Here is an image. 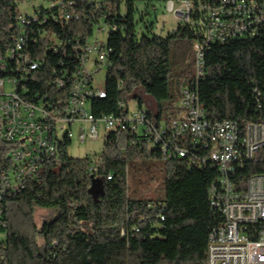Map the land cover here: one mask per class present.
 Masks as SVG:
<instances>
[{
  "label": "trees",
  "instance_id": "trees-1",
  "mask_svg": "<svg viewBox=\"0 0 264 264\" xmlns=\"http://www.w3.org/2000/svg\"><path fill=\"white\" fill-rule=\"evenodd\" d=\"M138 1L143 2L142 9ZM165 1L101 0L99 11L92 2L78 1L76 9L88 19L80 16L55 27L60 38L82 39L90 33L92 17L105 13L104 21L116 25L105 38L110 50L106 97L92 99L93 116L120 115L126 109L118 106L119 101L126 104L135 98L143 107L140 94L154 99L160 115L176 102L180 84L193 75L191 44L201 38L203 23L192 15L189 22H179L161 34L155 28L156 18L146 16L151 4ZM15 6V0H0V53L13 44L18 32ZM37 56L40 71L36 76L41 80L29 84L30 95L42 89L54 63L50 53ZM204 60L197 92L206 117L240 123L252 118L251 87L254 82H264V38L213 43ZM147 112L153 116L152 111ZM2 126L0 118V173L12 166V145L1 138ZM70 142L67 137L59 141L55 155L39 166L24 188L3 199L6 226H0L4 234L0 236V264H206L208 232L221 220L208 199L215 169L188 165L185 157L163 160L164 196L133 199L128 191V167L141 158L161 159L156 148L121 128L110 130L103 149L94 153L96 169L89 171L90 156H70ZM249 169L264 168L251 162L237 171V177ZM95 181L102 186L97 196L90 190ZM36 206L56 207L57 213L38 226L33 218Z\"/></svg>",
  "mask_w": 264,
  "mask_h": 264
},
{
  "label": "built area",
  "instance_id": "built-area-1",
  "mask_svg": "<svg viewBox=\"0 0 264 264\" xmlns=\"http://www.w3.org/2000/svg\"><path fill=\"white\" fill-rule=\"evenodd\" d=\"M15 1L18 32L13 44L0 53L1 138L12 145V166L0 173V226H6L3 199L24 188L39 166L55 155L58 142L65 137L71 140L72 125L84 122L86 131L77 128L81 141L99 136L104 140L107 132L121 128L130 137L145 139L162 160L185 157L188 165L215 169L208 199L221 220L208 232L206 264H264V169H249L239 178L236 175L251 162L264 168V82L252 85L254 114L242 123L208 119L197 92L204 55L211 44L264 38V0H166L164 6L175 16L176 24L189 22L192 15L203 23L201 38L191 44L193 75L180 84L176 102L160 115H149L138 104L131 110L128 102L119 101L125 112L98 117L91 112V101L106 97V90L96 86L93 77L100 65L106 69L110 65V50L99 34H107L116 25L104 21L105 13H92L90 33L82 39L60 38L55 27L80 16L88 19L76 9L78 1L92 2L99 11L101 0ZM49 53L55 63L51 76L43 80L40 91L30 95L29 84L41 80L36 76L40 66L35 56ZM6 84L9 90H5ZM94 153H87L89 171L96 169Z\"/></svg>",
  "mask_w": 264,
  "mask_h": 264
},
{
  "label": "rangeland",
  "instance_id": "rangeland-1",
  "mask_svg": "<svg viewBox=\"0 0 264 264\" xmlns=\"http://www.w3.org/2000/svg\"><path fill=\"white\" fill-rule=\"evenodd\" d=\"M24 5V4H22ZM137 5L140 9L143 8V2L138 1ZM22 9L27 6H21ZM29 7V6H28ZM149 14L146 16L148 19H154L156 31L165 34L176 25V18L170 14L164 6L163 2H154L148 7ZM96 31V30H95ZM96 33V32H94ZM99 37L102 39L106 38V33L100 32ZM180 51L178 52V54ZM185 62L189 61V58L184 54ZM177 59L180 62L179 55ZM191 71L194 72V66H190ZM106 67L100 65L99 71L94 74V83L98 87H105ZM171 88L174 90V77L171 78ZM5 90H9V85H5ZM142 100V106L153 112L155 115L158 111L157 104L148 94H140ZM138 103V98L131 99L128 101V106L131 110L135 109ZM89 103L87 104V107ZM173 106V105H172ZM170 108V107H169ZM168 108V109H169ZM80 126L84 127V131L87 130V125L84 122H75L72 125V138L68 145V154L72 157L80 158L85 156L87 153L100 152L103 149V136H99L97 139L86 138L84 141L78 139L77 133ZM163 164L164 161L159 158L149 157L135 160L128 167V183H129V195L131 198H158L165 194V188L163 184ZM101 190L100 183L94 189H91L92 194L97 195ZM57 213L56 207L44 208L36 206L33 212V218L36 225H40L43 221H49L55 217ZM0 233V236H3Z\"/></svg>",
  "mask_w": 264,
  "mask_h": 264
},
{
  "label": "water",
  "instance_id": "water-1",
  "mask_svg": "<svg viewBox=\"0 0 264 264\" xmlns=\"http://www.w3.org/2000/svg\"><path fill=\"white\" fill-rule=\"evenodd\" d=\"M97 182H99V183H100V186H101V182H100V181H95V182L93 183L91 189H94V188L96 187ZM91 189H90V190H91ZM91 192H92V191H91ZM101 192H102V186H101V190H100V192H99L98 194H100ZM98 194H97V195H98ZM93 195H94V194H93ZM97 195H94V196H97Z\"/></svg>",
  "mask_w": 264,
  "mask_h": 264
}]
</instances>
